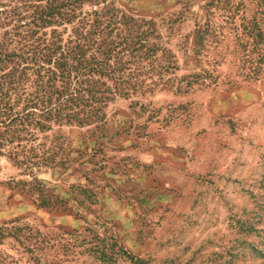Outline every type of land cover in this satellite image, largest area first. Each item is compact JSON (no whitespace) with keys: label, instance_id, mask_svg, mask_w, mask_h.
Returning <instances> with one entry per match:
<instances>
[{"label":"rangeland","instance_id":"obj_1","mask_svg":"<svg viewBox=\"0 0 264 264\" xmlns=\"http://www.w3.org/2000/svg\"><path fill=\"white\" fill-rule=\"evenodd\" d=\"M112 1L129 90L0 150V264H264V0Z\"/></svg>","mask_w":264,"mask_h":264},{"label":"trees","instance_id":"obj_2","mask_svg":"<svg viewBox=\"0 0 264 264\" xmlns=\"http://www.w3.org/2000/svg\"><path fill=\"white\" fill-rule=\"evenodd\" d=\"M124 17L112 0H0V150L21 134L103 122V79L129 90L120 45L105 38Z\"/></svg>","mask_w":264,"mask_h":264}]
</instances>
